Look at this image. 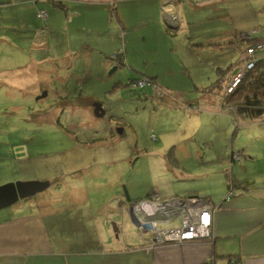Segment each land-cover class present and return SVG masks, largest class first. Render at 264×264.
Wrapping results in <instances>:
<instances>
[{
	"label": "rangeland",
	"instance_id": "rangeland-1",
	"mask_svg": "<svg viewBox=\"0 0 264 264\" xmlns=\"http://www.w3.org/2000/svg\"><path fill=\"white\" fill-rule=\"evenodd\" d=\"M92 1L0 0V186L49 182L10 207H67L55 210L51 239L72 253L86 250V233L99 254L85 264H102L121 218L124 234L147 236L121 199L215 189L225 198L231 169L225 184L202 176L231 148L252 156L264 138L222 106L246 46L264 38V0ZM59 2L63 10L49 12ZM144 77L152 88L127 85ZM179 225L176 217L158 229Z\"/></svg>",
	"mask_w": 264,
	"mask_h": 264
},
{
	"label": "crops",
	"instance_id": "crops-1",
	"mask_svg": "<svg viewBox=\"0 0 264 264\" xmlns=\"http://www.w3.org/2000/svg\"><path fill=\"white\" fill-rule=\"evenodd\" d=\"M96 1L100 3L99 0ZM41 5L47 8L45 3L42 2ZM260 122L261 120L253 122V125H257L253 128L261 132L264 126H259ZM255 141L258 146L250 149L252 156H242L239 151L231 148L228 157L222 158V155L220 162L218 161L219 170L217 166L213 167L202 176L207 180L219 178L218 182L225 184L227 180L222 172L231 169L233 178H229L234 184V197L223 199V189L219 192L218 189L204 192L205 195L202 192L201 197L196 196L200 194V191H196L194 196L187 197L201 199L200 205L207 203L216 207L210 240L153 245L148 235L135 237L124 234L122 229L127 233L128 229L126 221L121 218L118 240V232H110L106 238L104 245L111 250L106 249L103 260L101 259L102 264H264V138H255ZM234 153L236 156L239 154L238 159L231 158ZM43 203L44 201L37 203L36 211L23 212L24 205L0 210V264L88 262L87 258L94 253L90 246L95 238L87 237L86 233L82 235L80 247L86 250L72 253L62 250L64 245L54 242L50 237L51 228L55 227L51 220L56 209L65 210L67 207L43 206ZM122 208L135 223V218L132 217L136 213L133 204L127 205L121 199L119 209ZM171 215H158L156 219L165 220ZM98 240L101 242L100 238ZM94 254L98 256L99 252L96 250Z\"/></svg>",
	"mask_w": 264,
	"mask_h": 264
},
{
	"label": "built area",
	"instance_id": "built-area-1",
	"mask_svg": "<svg viewBox=\"0 0 264 264\" xmlns=\"http://www.w3.org/2000/svg\"><path fill=\"white\" fill-rule=\"evenodd\" d=\"M46 16L45 12H40L38 15L39 18L44 17L41 19H45ZM247 38H249V35ZM258 59L264 64V42L254 44L247 49L245 56L241 60L244 63L243 67L227 84L228 94L236 90L245 70L252 68ZM145 80H138L133 86L143 87L148 84L144 83ZM231 195L232 192H228L225 199ZM201 202V199L192 198L186 200L180 198L163 200L157 194H153L133 206L136 212L135 220L139 230L150 236L153 245L210 240L212 238V217L216 208L211 207L207 203L200 205ZM162 214L172 215L165 218V220L156 219L158 215ZM176 217H180L179 227L168 230L158 229V224Z\"/></svg>",
	"mask_w": 264,
	"mask_h": 264
},
{
	"label": "trees",
	"instance_id": "trees-1",
	"mask_svg": "<svg viewBox=\"0 0 264 264\" xmlns=\"http://www.w3.org/2000/svg\"><path fill=\"white\" fill-rule=\"evenodd\" d=\"M51 1L53 2L54 0H51ZM62 2H59L58 5L53 3L56 6L53 5L55 8L52 10L49 9V11L56 12L59 9L63 10ZM87 4L101 6L100 5L101 3H98V4L97 3H87ZM82 7L84 6H80L79 8H82ZM40 12H45V14L48 15L45 10L37 9L36 11L37 19H39L38 15ZM40 20H44V19H40ZM250 38L252 37L249 36V39ZM252 39L254 41L258 40L259 42L260 41L264 42V38H259V39L252 38ZM249 47L250 46H246L243 57L245 56L246 51ZM117 57H119L120 59V63L118 64V66H120L123 64V61L120 56L117 55ZM240 63L242 64V67H243L244 63L241 60H240ZM237 72L232 74V76H234ZM143 79H148L149 81H152L151 78H147V77H144L142 79H131L127 85L130 86V88L132 89H143V88H148V87L152 88L150 86L151 83H148L143 87L133 86L135 83H137L138 80H143ZM222 106L229 108L232 111L233 116H234V122L236 121V119H240L242 123L243 122H255L257 120H261V118L264 119V64L262 63L260 59L255 61L252 68L245 70L243 78L240 84L238 85V87L236 88V90L234 91V93L229 94V95L225 94L222 97ZM231 158L233 159V155ZM228 182H229L228 192H232V195L227 199L224 198L225 200H229L230 198L235 196L234 184L231 178H228ZM239 187L241 186H238V188ZM205 264H208V263H205Z\"/></svg>",
	"mask_w": 264,
	"mask_h": 264
},
{
	"label": "water",
	"instance_id": "water-1",
	"mask_svg": "<svg viewBox=\"0 0 264 264\" xmlns=\"http://www.w3.org/2000/svg\"><path fill=\"white\" fill-rule=\"evenodd\" d=\"M45 92L37 99L43 98ZM49 187V182L40 181H25L7 183L0 186V210L8 208L19 200H25L36 194L46 190Z\"/></svg>",
	"mask_w": 264,
	"mask_h": 264
},
{
	"label": "clouds",
	"instance_id": "clouds-1",
	"mask_svg": "<svg viewBox=\"0 0 264 264\" xmlns=\"http://www.w3.org/2000/svg\"><path fill=\"white\" fill-rule=\"evenodd\" d=\"M243 58V57H242ZM242 58H241V60H242ZM177 197H175V198H172V199H176ZM181 199V198H180ZM188 199H191V198H188ZM140 202V201H139ZM136 203H138V202H135V203H133V206L136 204ZM135 223H136V220H135ZM137 224V223H136ZM186 243V242H185Z\"/></svg>",
	"mask_w": 264,
	"mask_h": 264
}]
</instances>
